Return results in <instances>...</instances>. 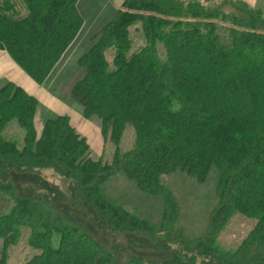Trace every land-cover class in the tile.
<instances>
[{
    "label": "trees",
    "instance_id": "1",
    "mask_svg": "<svg viewBox=\"0 0 264 264\" xmlns=\"http://www.w3.org/2000/svg\"><path fill=\"white\" fill-rule=\"evenodd\" d=\"M76 3L0 0V49L39 85L82 25ZM132 28L141 33L137 46ZM77 66L81 76L69 95L85 118L99 121L111 158L93 157L65 115L46 117L37 133L38 101L5 81L0 171L51 169L71 182L96 225L116 235H145L152 248L174 249L162 259L119 252L115 241L104 244L68 213L44 197L21 194L8 179L0 180V197L9 204L0 214V264H8V248L23 229L29 249L23 264H264V16L241 0L210 6L122 0ZM11 125L21 141L7 135ZM128 126L133 145L121 151ZM213 168L205 228L185 236L181 206L164 178L202 184ZM114 177L127 199L114 197L109 184L105 192ZM149 196L161 201L156 223L123 205ZM235 214L252 220V227L224 248L218 238Z\"/></svg>",
    "mask_w": 264,
    "mask_h": 264
},
{
    "label": "rangeland",
    "instance_id": "2",
    "mask_svg": "<svg viewBox=\"0 0 264 264\" xmlns=\"http://www.w3.org/2000/svg\"><path fill=\"white\" fill-rule=\"evenodd\" d=\"M199 1L204 2V4L207 6H210L218 5L221 0ZM131 35L135 46L139 45L141 43V33L139 31H135L132 28ZM80 76L81 70L76 65L75 70L71 74H69L67 80L65 81L64 88L62 87L63 89L61 90V96L66 95L70 97L69 90L74 82L78 78H80ZM38 105L39 107L36 111L35 116V128L37 130V133L40 132L43 119H45L46 117H50L53 114L51 113V111H48L47 108L41 103L38 102ZM85 120L93 124V126H96L100 132L99 121L87 118H85ZM6 133L10 137L21 141L19 130L16 126L11 125L7 129ZM100 139L101 150H98L100 151L98 154L91 149L86 139L90 147L91 154L93 157L103 155L105 160H109L111 158L113 147L111 146V144H105L102 140V137H100ZM133 141L134 131L130 126H128L125 129L121 140V151H127L128 149H130L133 145ZM214 170V168L211 169L207 180L202 184H197L196 182L190 180L188 177L179 178L172 177V175H170L165 176L164 178L165 183L174 192L181 206V220L179 226L181 228V232L185 236L193 237L200 235L205 228L209 211L213 207L210 204L212 202L209 200V198H211L210 190L213 191V182L215 181L217 174ZM168 178L171 180L170 182L166 181ZM173 178H176V180ZM8 179L13 182V184L16 186V189L21 194H24L26 196L44 197L50 202L51 205L60 208L61 210L68 213L72 217V219L82 225V227L88 233H90L94 238L102 241L104 244H110L112 243V241H115L114 245L116 248H118L119 252L129 251L130 253L133 252L147 259H162L163 257L170 255L174 249V247H172V249L170 250L152 248L150 240L145 235H116L96 225L93 222V220L96 219L95 213L88 205L81 202L79 195L76 191H74L75 189L73 188L71 182L67 179L61 178L51 169H42L35 172L21 173L1 170L0 180L4 181ZM187 179L190 181L188 182L189 184L187 183ZM114 180H116L115 177L105 183V192L107 191V187L105 188V186L109 184L110 192L113 193L114 197L127 199L128 196L124 195L125 193L120 194L117 192L119 191V186L114 183ZM129 198L131 200L132 196H130ZM3 199L0 197V214L3 212H7L9 208V204L6 202V200ZM130 204L132 206H130L127 201L123 203L124 206L133 211L139 217L148 219L153 223L158 222V220L160 219L161 201L158 197H138V199L135 197L133 198V202L130 201ZM251 221L252 220L242 215L235 214L230 220V223L221 232L220 237L218 238V240H220V245L224 248H232V243L238 242L240 238L252 227L253 221ZM26 234V230L23 229L22 233H20L21 237L18 242L8 248V264H23L25 258L29 256V249L25 246Z\"/></svg>",
    "mask_w": 264,
    "mask_h": 264
},
{
    "label": "crops",
    "instance_id": "3",
    "mask_svg": "<svg viewBox=\"0 0 264 264\" xmlns=\"http://www.w3.org/2000/svg\"><path fill=\"white\" fill-rule=\"evenodd\" d=\"M241 1L264 16V0ZM121 2L122 0H77L76 8L82 18V25L41 85L30 79L8 53L0 49V85L11 81L34 96L52 115L67 116L71 125L86 137L91 149L97 154L101 150L99 129L85 120L78 102L66 95L61 96V90L69 74L75 70L77 60L89 49L93 36L111 20Z\"/></svg>",
    "mask_w": 264,
    "mask_h": 264
}]
</instances>
